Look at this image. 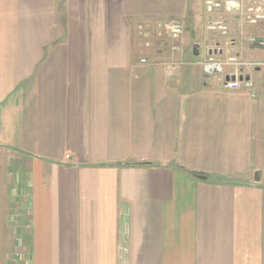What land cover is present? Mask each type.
Returning a JSON list of instances; mask_svg holds the SVG:
<instances>
[{
  "label": "crops",
  "instance_id": "crops-1",
  "mask_svg": "<svg viewBox=\"0 0 264 264\" xmlns=\"http://www.w3.org/2000/svg\"><path fill=\"white\" fill-rule=\"evenodd\" d=\"M64 1L0 0V264H264V66L233 90L146 0Z\"/></svg>",
  "mask_w": 264,
  "mask_h": 264
},
{
  "label": "rangeland",
  "instance_id": "rangeland-1",
  "mask_svg": "<svg viewBox=\"0 0 264 264\" xmlns=\"http://www.w3.org/2000/svg\"><path fill=\"white\" fill-rule=\"evenodd\" d=\"M207 0H146L148 7L146 19L140 20L138 32L141 38L146 40L149 47L154 44L151 40L155 39V48L161 50L166 55H181L184 53L183 40L193 38L194 42L206 48H216V44H223L229 49L234 48L231 55L236 57L239 53L238 61L242 63L254 64L261 57V49L252 45L251 39L257 41L264 40V22L257 25H250L246 22L243 12L225 11L222 9L209 13L206 6ZM222 1V0H217ZM62 5L64 0H58ZM244 9L249 7L246 0L243 2ZM224 21L230 27V34L223 36L219 32L207 30L210 22ZM181 23L184 26V33L179 40L170 37V26ZM208 35V36H206ZM209 41L204 43L205 38ZM199 44V45H198ZM181 46L182 51L173 53L172 47ZM148 47V46H147ZM152 49V48H151ZM216 50V49H215ZM227 57V56H225ZM146 58V57H144ZM207 58V57H206ZM250 68H257L251 66ZM236 67H229L227 73L235 72Z\"/></svg>",
  "mask_w": 264,
  "mask_h": 264
},
{
  "label": "built area",
  "instance_id": "built-area-1",
  "mask_svg": "<svg viewBox=\"0 0 264 264\" xmlns=\"http://www.w3.org/2000/svg\"><path fill=\"white\" fill-rule=\"evenodd\" d=\"M249 4V7L245 10L243 6L244 0H207L206 6L209 13H213L217 10L223 8V10L231 12H243L244 18H246V22L250 25H257L261 22H264V0H246ZM208 30L213 32H219L223 36H227L230 34V27L224 21L218 22H210L207 27ZM184 33V26L181 23H175L170 26V37L174 40H179ZM253 42L252 45H255L257 48L264 50V40L257 41L255 39H251ZM173 53L181 52V46L172 47ZM143 63H146L147 60L143 59ZM242 66H257L263 67L264 62H256V63H242L237 60V58L229 57L227 59H223L219 57L218 50L211 51L208 58L203 63L204 73L207 76H225L227 74V69L229 67H236L235 72H232L228 76V80L225 85L227 88L238 90L242 86L245 88H251L252 82L245 78L240 80L239 78V68Z\"/></svg>",
  "mask_w": 264,
  "mask_h": 264
},
{
  "label": "water",
  "instance_id": "water-1",
  "mask_svg": "<svg viewBox=\"0 0 264 264\" xmlns=\"http://www.w3.org/2000/svg\"><path fill=\"white\" fill-rule=\"evenodd\" d=\"M182 170H184L183 168H182ZM190 175H192L193 177H195V178H197V179H199V180H201V181H208V176H206L204 173H202V172H196V171H189L188 172Z\"/></svg>",
  "mask_w": 264,
  "mask_h": 264
},
{
  "label": "trees",
  "instance_id": "trees-1",
  "mask_svg": "<svg viewBox=\"0 0 264 264\" xmlns=\"http://www.w3.org/2000/svg\"><path fill=\"white\" fill-rule=\"evenodd\" d=\"M214 179L217 183H227L229 180L222 176H214Z\"/></svg>",
  "mask_w": 264,
  "mask_h": 264
}]
</instances>
